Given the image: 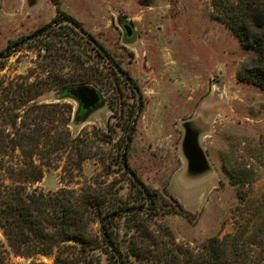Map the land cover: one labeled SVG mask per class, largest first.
Wrapping results in <instances>:
<instances>
[{"label": "rangeland", "instance_id": "rangeland-1", "mask_svg": "<svg viewBox=\"0 0 264 264\" xmlns=\"http://www.w3.org/2000/svg\"><path fill=\"white\" fill-rule=\"evenodd\" d=\"M61 13L86 33L73 24L50 25ZM123 22L134 29L128 39ZM87 32L119 60L132 84L113 73ZM21 38L27 39L0 72V112L18 106L22 85L37 82L46 109L59 112L54 104L66 105L68 128L81 139L75 145L89 154L78 171L76 149L63 151L29 191L114 186L124 200L134 198L118 153L136 118L129 162L162 201L154 216L123 219L124 228L137 230L127 238L160 258L135 264H203L213 251L221 264L264 261V90L239 78L254 56L218 17L214 0H0V51ZM84 84L96 87L105 104L74 125L78 100L56 94L62 86ZM185 123L198 133L207 170L189 167ZM47 125L60 130L65 123ZM87 230L100 239L98 219L91 217ZM0 240L6 264H55L58 256V264H88L74 242L51 255L22 256L1 229ZM107 258L104 253L102 264Z\"/></svg>", "mask_w": 264, "mask_h": 264}, {"label": "trees", "instance_id": "trees-1", "mask_svg": "<svg viewBox=\"0 0 264 264\" xmlns=\"http://www.w3.org/2000/svg\"><path fill=\"white\" fill-rule=\"evenodd\" d=\"M142 1L151 3V0ZM214 5L218 17L231 29L243 49L254 56L253 64L240 70L239 78L264 90V0H214ZM65 23L69 26L73 24L71 29L75 31L86 33L84 26L66 13L57 14L50 25L64 26ZM26 39L21 38L14 42V46L9 44L0 51V72L6 67L5 60L20 49ZM86 39L100 57L107 60L116 76L132 84V78L123 70L119 60L109 51L104 54L102 44L93 34L87 32ZM84 79V83L88 82ZM22 87L24 90L16 102L18 106L4 108L0 112V229L14 252L22 256L51 255L58 246L74 242L76 244L71 246L80 245L88 264H102L104 253L107 254L108 264H135L158 259L152 251H143L137 240L127 238L128 231L137 233L133 226L123 227V219L131 213L156 215L162 201V194L148 185L129 162L137 119L126 127L125 144L120 146L118 153V163L126 169L135 187L134 198L124 200L114 186L107 189L92 188V185L80 189L63 187L57 193L38 189L29 191L28 185L41 181L46 168L56 166L63 151L76 149L77 158L72 160V164L78 171L89 154L87 149L79 148L80 144L75 145L81 139L73 136L68 128L66 105L54 104L59 112L46 109L47 104L38 100L40 91L37 82ZM70 88L62 86L56 99L72 97L77 100L68 93ZM137 98L140 106L136 104L134 107L140 110L143 101ZM134 114L133 110L132 117ZM89 115L79 104L72 123L80 125L88 120ZM61 121L65 126L60 130L47 125ZM84 141L83 145H87ZM91 217L98 219L101 240L88 233L87 225ZM60 261L61 257H56L55 264ZM0 264H6L1 240ZM203 264H221V261L213 251Z\"/></svg>", "mask_w": 264, "mask_h": 264}, {"label": "water", "instance_id": "water-1", "mask_svg": "<svg viewBox=\"0 0 264 264\" xmlns=\"http://www.w3.org/2000/svg\"><path fill=\"white\" fill-rule=\"evenodd\" d=\"M125 29L126 35L128 37H131L134 33L133 26L126 23ZM68 93L78 98L83 104H89V106L98 103L101 99L100 92L96 88L89 85H81L78 87L70 88L68 89ZM184 150L186 154L188 153L190 167L192 166L191 169H195L196 171H204L209 168V162L200 146V151H195L193 155H189V150L186 145L184 146Z\"/></svg>", "mask_w": 264, "mask_h": 264}, {"label": "flooded vegetation", "instance_id": "flooded-vegetation-1", "mask_svg": "<svg viewBox=\"0 0 264 264\" xmlns=\"http://www.w3.org/2000/svg\"><path fill=\"white\" fill-rule=\"evenodd\" d=\"M122 25H123L124 31L126 33V29H125L126 23L123 22ZM132 88L134 89V91H136V89H137L134 86H132ZM137 97L142 99L140 94ZM77 100H78L79 104H82V106H83V108L85 110V113H87V114H92L94 111L98 110L101 106H103L105 104V100H104L102 95H101V99H100V101L98 103H96L94 105H90V106H89V104H83L78 98H77ZM142 101H143V99H142ZM142 105H143V102H142ZM140 109H141V107H140ZM185 145L188 147L189 155H193V153L195 151H200L199 150L200 144H199V141H198V133L196 131H194V129L192 128L191 125H188V124H185V138H184L183 146H185ZM186 155L188 157V153ZM188 161H189V159H188ZM189 167H190V162H189ZM191 167H190V169H191ZM191 170L195 171V169H191Z\"/></svg>", "mask_w": 264, "mask_h": 264}]
</instances>
